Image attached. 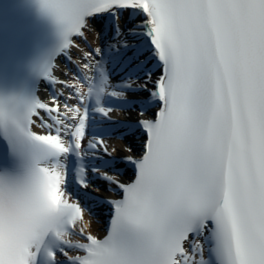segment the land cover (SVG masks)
<instances>
[{"label":"snow or ice","instance_id":"snow-or-ice-1","mask_svg":"<svg viewBox=\"0 0 264 264\" xmlns=\"http://www.w3.org/2000/svg\"><path fill=\"white\" fill-rule=\"evenodd\" d=\"M37 2L59 37L41 78L71 91L64 111L63 92L51 103L37 87L0 94V264H65L58 253L66 264H264V0ZM104 16L111 39L84 53L73 82L58 80L57 57ZM133 103L145 139L122 182L105 125ZM90 175L120 198L102 239L81 228L86 242L73 243L91 209L65 197L73 182L89 189Z\"/></svg>","mask_w":264,"mask_h":264},{"label":"bare ground","instance_id":"bare-ground-1","mask_svg":"<svg viewBox=\"0 0 264 264\" xmlns=\"http://www.w3.org/2000/svg\"><path fill=\"white\" fill-rule=\"evenodd\" d=\"M87 36H90L91 39H94V36L91 35V34L89 33V31L87 32ZM58 72H59V70H58ZM48 102L51 103V100H49ZM127 149H131V151H127ZM121 153H122L123 156L127 157V156H133L135 152H134V150H133L131 147H129L128 145H124V144L122 143V144H121ZM81 215H82V221L85 220V219H86V215H85V213L82 212ZM78 222H79V221H78ZM88 226H89V229H90L91 231L95 229L94 226H93L92 224H90V225L88 224Z\"/></svg>","mask_w":264,"mask_h":264}]
</instances>
